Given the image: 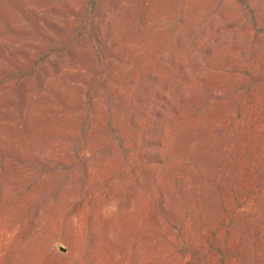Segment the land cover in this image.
<instances>
[{"label": "rangeland", "instance_id": "1", "mask_svg": "<svg viewBox=\"0 0 264 264\" xmlns=\"http://www.w3.org/2000/svg\"><path fill=\"white\" fill-rule=\"evenodd\" d=\"M263 13L0 0V264H264Z\"/></svg>", "mask_w": 264, "mask_h": 264}, {"label": "bare ground", "instance_id": "2", "mask_svg": "<svg viewBox=\"0 0 264 264\" xmlns=\"http://www.w3.org/2000/svg\"><path fill=\"white\" fill-rule=\"evenodd\" d=\"M197 1V0H196ZM190 2V1H189ZM174 3V2H173ZM154 4V3H153ZM182 4V3H181ZM188 4V3H187ZM199 4V3H198ZM146 5H147V3H146ZM197 6H199V5H197ZM183 8V7H182ZM186 8V7H185ZM31 9V8H30ZM184 9V8H183ZM193 9H195V8H193ZM172 10V9H171ZM184 11V10H183ZM186 11V10H185ZM227 11V10H226ZM177 13V12H176ZM168 14V13H167ZM224 14V13H223ZM264 14V13H263ZM184 15V14H183ZM186 17V16H185ZM226 17V16H225ZM147 18V17H146ZM151 21V20H150ZM109 22H111V21H109ZM146 22H147V20H146ZM108 23V22H107ZM112 23V22H111ZM152 25V24H151ZM149 26V25H148ZM106 27V26H105ZM113 27V26H112ZM147 27V26H146ZM150 27V26H149ZM159 28V27H158ZM161 29V28H160ZM120 30H122V29H120ZM151 31H152V29H151ZM163 31V30H162ZM106 32V31H105ZM143 32V31H142ZM146 32V31H145ZM155 32V31H154ZM80 33V32H79ZM159 33V32H158ZM165 33V32H164ZM167 33H168V31H167ZM207 33V32H206ZM143 35V34H142ZM145 35V34H144ZM121 36V35H120ZM151 36V35H150ZM149 36V37H150ZM155 36V35H154ZM164 36V35H163ZM166 36V35H165ZM116 38V37H115ZM121 38V37H120ZM148 38V37H147ZM117 40V39H116ZM150 40V39H149ZM155 40H159L158 38L157 39H155ZM161 40V39H160ZM181 41V40H180ZM117 42V41H116ZM137 42V41H136ZM139 42V41H138ZM121 43V42H120ZM136 44V43H135ZM222 44V43H221ZM150 45H152V44H150ZM65 46V45H64ZM127 46V45H126ZM154 46V45H153ZM153 46H151V47H153ZM117 47H119V46H117ZM182 47V46H181ZM130 48V47H129ZM221 48V47H220ZM132 49V48H131ZM224 49V48H223ZM222 49V50H223ZM148 50V49H147ZM127 51H128V49H127ZM115 52V51H114ZM179 52V51H178ZM116 53V52H115ZM133 53V52H132ZM147 54V53H146ZM149 54H150V52H149ZM135 55V54H134ZM133 55V56H134ZM137 57V56H136ZM141 57V56H140ZM146 57H147V55H146ZM156 57V56H155ZM176 57V56H175ZM110 58H112V57H110ZM130 58V57H129ZM144 58V57H143ZM148 58V57H147ZM178 58V57H177ZM146 59V58H145ZM144 59V60H145ZM134 60V59H133ZM176 60V59H175ZM125 61V60H124ZM133 62V61H132ZM143 62V61H142ZM153 62V61H152ZM152 62H151V64H152ZM134 63V62H133ZM141 64V63H140ZM212 64V63H211ZM130 65V64H129ZM178 66V65H177ZM117 68H118V66H117ZM162 68H163V66H162ZM165 69V68H164ZM133 70V69H132ZM131 70V71H132ZM130 71V72H131ZM134 71V70H133ZM133 73V72H132ZM159 73V72H158ZM202 73V72H201ZM154 74V73H153ZM160 74V73H159ZM127 75H128V73H127ZM129 78H131L130 76H128ZM199 77V76H198ZM203 77H204V75H203ZM194 78V77H193ZM60 79V78H59ZM130 80V79H129ZM197 80V79H196ZM215 86V85H214ZM133 87V86H132ZM186 87V86H185ZM154 88V87H153ZM218 88V87H217ZM216 87H215V89H217ZM211 89V88H210ZM218 90V89H217ZM131 91V90H130ZM129 91V92H130ZM211 91V90H210ZM116 92V91H115ZM111 93H112V90H111ZM126 93H128V92H126ZM151 93V92H150ZM149 93V94H150ZM122 94V93H121ZM129 94V93H128ZM127 95V94H126ZM186 95V94H185ZM214 95V94H213ZM99 96V95H98ZM115 96V95H114ZM148 96V95H147ZM150 96V95H149ZM190 96V95H189ZM186 98V97H185ZM95 100V99H94ZM125 100H126V98H125ZM124 100V101H125ZM94 102V101H93ZM121 107V106H120ZM62 109V108H61ZM165 109H167L166 107H165ZM99 116H100V114H99ZM45 117V116H44ZM117 118H119V117H117ZM116 119V118H115ZM167 119V118H166ZM97 120V119H96ZM62 121V120H61ZM135 121V120H134ZM139 122V121H138ZM138 122L136 123V124H138ZM116 124H117V122H116ZM120 125V124H119ZM29 126V125H28ZM31 126V125H30ZM34 126H35V124H34ZM92 127H93V125H92ZM95 127V126H94ZM98 127H99V125H98ZM30 128V127H29ZM32 128V127H31ZM167 128V127H166ZM58 129V128H57ZM55 130V129H54ZM98 130V129H97ZM169 130V129H168ZM32 131V130H31ZM97 132V131H96ZM27 133V132H26ZM33 133V132H32ZM29 135V134H28ZM173 136V135H172ZM35 137V136H34ZM33 139V138H32ZM162 139V138H161ZM17 140V139H16ZM34 141V140H33ZM165 143V142H164ZM17 145V144H16ZM16 147V146H15ZM15 147H14V149H15ZM164 148V147H163ZM164 150V149H163ZM103 154V153H102ZM102 157V156H101ZM107 157V156H106ZM109 157V156H108ZM111 157V156H110ZM113 158V157H112ZM116 158V157H115ZM114 159V158H113ZM91 160V159H90ZM102 160V159H101ZM99 161V160H98ZM100 162V161H99ZM106 162V161H105ZM103 163V162H102ZM101 163V164H102ZM108 164V163H107ZM97 167V166H96ZM103 167H105V166H103ZM87 168V167H86ZM94 168H95V166H94ZM98 168V167H97ZM90 170V169H89ZM162 170V169H161ZM91 171V170H90ZM160 171V170H159ZM89 172V171H88ZM135 174V173H134ZM137 175V174H136ZM94 177H96V176H93V178ZM115 177V176H114ZM155 178H157L156 176H155ZM91 180H92V178H91ZM96 182V181H95ZM111 184V183H110ZM90 185V184H89ZM151 185V184H150ZM95 189V188H94ZM0 192H1V190H0ZM4 192V191H3ZM84 205V204H83ZM93 205V204H92ZM99 205V204H98ZM77 207V206H76ZM85 207V206H84ZM81 210V209H80ZM82 212V211H81ZM92 212V211H91ZM74 213V212H73ZM95 215H97V214H95ZM72 216V215H71ZM92 216V215H91ZM70 217V216H69ZM65 219V218H64ZM63 219V220H64ZM97 219V218H96ZM98 227V226H97ZM1 228V227H0ZM36 231V230H35ZM110 233H109V230L105 233V236H108ZM66 235V234H65ZM102 235V234H101ZM80 239H81V233L77 230V231H75V232H72L71 234H69V236H67V241H66V245H67V247H68V251H69V253H68V255H70V256H73V257H75V256H77L78 255V253L80 252ZM102 238H100V233H98V234H96V239H95V247H96V245H97V243H99L100 242V240H101ZM25 241V240H24ZM31 241V240H30ZM48 241V240H47ZM30 245V244H29ZM98 246V245H97ZM29 247V246H28ZM94 247V248H95ZM100 247H101V245H100ZM102 247H104V246H102ZM68 255L67 256H61L60 254H57V256H59L60 258H63V259H67V257H68ZM94 255L98 258V257H100L99 256V254H98V252L97 251H95L94 252ZM113 256V255H112ZM67 262V261H66ZM58 263V262H57Z\"/></svg>", "mask_w": 264, "mask_h": 264}]
</instances>
